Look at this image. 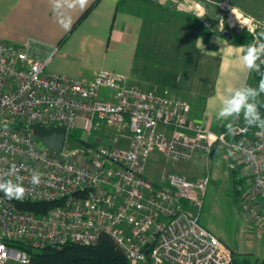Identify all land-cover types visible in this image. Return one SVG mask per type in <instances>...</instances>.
Returning a JSON list of instances; mask_svg holds the SVG:
<instances>
[{"label": "built area", "instance_id": "built-area-1", "mask_svg": "<svg viewBox=\"0 0 264 264\" xmlns=\"http://www.w3.org/2000/svg\"><path fill=\"white\" fill-rule=\"evenodd\" d=\"M159 1L186 2L185 9L203 17L199 2ZM221 6L228 12L221 31L239 25L260 39L255 29H264V17ZM41 49L36 41L0 37V174L15 166L7 178H23L22 201L45 205L25 209L0 192V264H27L28 247L94 244L103 233L124 250L128 264H235L233 252L199 223L210 174L163 170L153 177L154 151L190 160L196 151L210 158L226 148L229 165L246 180L240 211L264 235V129L235 123L231 132L215 131L190 117L189 101L170 85L145 88L108 70L69 76L47 68L58 46L46 56ZM35 124L64 126L62 150L38 137ZM102 127L118 145L89 138ZM76 128L92 146L67 145ZM36 170L42 183L33 188Z\"/></svg>", "mask_w": 264, "mask_h": 264}, {"label": "rangeland", "instance_id": "rangeland-1", "mask_svg": "<svg viewBox=\"0 0 264 264\" xmlns=\"http://www.w3.org/2000/svg\"><path fill=\"white\" fill-rule=\"evenodd\" d=\"M151 1L155 2L149 9L150 15L145 23L140 52L136 60V78L132 82L145 88L170 85L192 105V115L202 116L208 92L213 87L217 60L206 56L197 46L196 42L200 34L195 26V22L197 23L195 18L205 25L209 23L214 32L225 34L229 31L233 34L244 28L239 25L234 27L228 25L225 31H221L220 21L226 19L228 15L221 4L228 2L240 8L245 14L262 19L264 0H191L200 3V9L203 8L202 18L194 12V9H185L186 2ZM206 26L209 28L208 25ZM164 75L168 76L167 82L163 81ZM251 78L246 86L258 89L259 84ZM262 98L264 93H260L257 98L258 103ZM224 123L244 124L243 113L238 120L235 117L224 121L214 118L210 122V127L219 131ZM83 136H85L83 130L76 128L69 136L67 145L79 146L81 144L79 139ZM112 136L111 130L102 127L89 138L95 140L97 137L108 146L118 145L113 142ZM224 150L226 148L219 146L215 155L210 158L202 151H196L190 160H174L161 152L154 151L155 156L148 167V173L153 177L163 170L183 172L190 177L209 173L211 180L199 212V223L215 233L233 255L236 254L238 261L243 264H255L257 261H264V235L259 229L248 224L246 217L240 211L241 199H235L232 195L233 184L239 175L233 172L223 153ZM8 264L20 263L11 261Z\"/></svg>", "mask_w": 264, "mask_h": 264}, {"label": "crops", "instance_id": "crops-1", "mask_svg": "<svg viewBox=\"0 0 264 264\" xmlns=\"http://www.w3.org/2000/svg\"><path fill=\"white\" fill-rule=\"evenodd\" d=\"M154 2L86 0L82 5L81 0H0V37L17 43L39 42L42 56L58 46L49 70L87 78L98 70L115 71L132 82ZM196 44L202 53L217 60V66L203 115H192L190 104V117L210 127L223 101L247 85L252 71L238 59L237 46L244 44L224 33L210 30L207 37L199 35ZM229 87L233 93L226 91Z\"/></svg>", "mask_w": 264, "mask_h": 264}, {"label": "trees", "instance_id": "trees-1", "mask_svg": "<svg viewBox=\"0 0 264 264\" xmlns=\"http://www.w3.org/2000/svg\"><path fill=\"white\" fill-rule=\"evenodd\" d=\"M195 21H197V23L195 22V26L198 29L199 34L207 37L210 34V29L205 24L201 23L198 18H195ZM231 37L234 41L244 45L253 43L255 41L254 35L246 29L233 33ZM261 59H264V57H261ZM257 63L260 62L257 61ZM251 77L255 80V83L259 84L261 79L264 78V64H260L259 72L252 71ZM167 80L168 76L164 75L163 81L167 82ZM258 109L261 117L264 118V98H262L258 103ZM236 120H238V118H236ZM244 124L246 125V123ZM227 125H221L219 131L221 132L227 130ZM232 125L233 124H231V126ZM233 172L239 176L236 178L235 183L233 184L232 195L235 197V199L239 200L245 192L246 180L239 174L237 168H233ZM21 202L22 208L34 210L36 212L43 211L45 207V205L43 207L40 206V203L33 201ZM47 206L49 205L46 203V207ZM27 249L30 253V260L27 264H128V259L124 250L109 234L106 233H103L99 240L94 244H80L77 242H70L61 246L49 245L43 248L34 249L28 247ZM234 260L235 264H243L237 260L235 253ZM255 264H264V261H257Z\"/></svg>", "mask_w": 264, "mask_h": 264}, {"label": "clouds", "instance_id": "clouds-1", "mask_svg": "<svg viewBox=\"0 0 264 264\" xmlns=\"http://www.w3.org/2000/svg\"><path fill=\"white\" fill-rule=\"evenodd\" d=\"M84 3H86V0H81V4L83 5ZM237 47L240 50L238 59L242 65L250 71L259 72L260 64H264V59H261V57H264V39H257L253 43ZM257 61L260 63H257ZM226 91L233 93V88L229 87ZM260 93H264V78L261 79L258 89L250 86L236 89L230 99L223 101V105L217 112V119L224 121L230 117L239 118L241 113H243L246 125L264 129V118L261 117L258 109L257 98ZM226 127L229 132L232 131L231 124H228ZM11 175H15V166H13L9 173L0 174V176L5 177L4 179H0V192L9 201H22L27 192V189L23 185V178L18 175L15 180L7 178ZM42 175L39 170L31 174L30 184L33 188L38 187L42 183Z\"/></svg>", "mask_w": 264, "mask_h": 264}, {"label": "water", "instance_id": "water-1", "mask_svg": "<svg viewBox=\"0 0 264 264\" xmlns=\"http://www.w3.org/2000/svg\"><path fill=\"white\" fill-rule=\"evenodd\" d=\"M255 33L260 37V39H264V29L258 27L255 29ZM227 36L231 37L232 34L228 31L225 33ZM34 132L38 137L44 140L48 145H50L53 149L57 151H61L66 138V128L62 125L58 126H42L35 124L33 125ZM80 143L86 146H92L93 144L88 142L85 139H80ZM146 264V263H145Z\"/></svg>", "mask_w": 264, "mask_h": 264}]
</instances>
